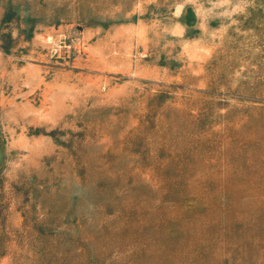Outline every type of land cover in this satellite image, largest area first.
<instances>
[{
    "label": "rangeland",
    "instance_id": "obj_1",
    "mask_svg": "<svg viewBox=\"0 0 264 264\" xmlns=\"http://www.w3.org/2000/svg\"><path fill=\"white\" fill-rule=\"evenodd\" d=\"M0 264H264V0H0Z\"/></svg>",
    "mask_w": 264,
    "mask_h": 264
}]
</instances>
